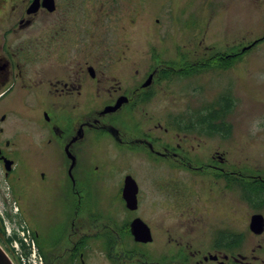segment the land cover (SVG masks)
Segmentation results:
<instances>
[{
  "label": "flooded vegetation",
  "instance_id": "af4514ba",
  "mask_svg": "<svg viewBox=\"0 0 264 264\" xmlns=\"http://www.w3.org/2000/svg\"><path fill=\"white\" fill-rule=\"evenodd\" d=\"M145 1L139 0V3L144 4ZM166 2L173 5L172 0H160L159 15L154 14L161 16L157 21L155 18L156 24L163 21L162 15L175 23V28L162 40L170 43L169 50H160L150 44L151 62L143 79L136 83L134 77L135 83L128 85L119 81L118 85L114 83L101 93L105 88L101 86L102 68H96L83 59L73 66L71 60L72 54L87 56L88 42H102L104 37L101 31L96 32L99 22L90 20L88 23L86 7L87 20L83 5L75 7L72 0H0V37L3 39L0 50V229H6V218H21L19 225L13 228L17 229L24 223L31 228L30 217L42 212L47 217H62L59 227L50 225L48 228H60L51 232L50 240L53 242L47 243L48 248L41 236L34 232L45 264L249 263L242 252L247 233L235 232L225 224L218 226L215 223L208 229L193 226L157 229L143 205L144 188L142 191L138 178L124 164L127 157L120 153L123 149V154L135 157L146 168L143 181L155 184L158 195L168 196L169 186L177 187L183 195L186 180L190 178L203 184L197 189L198 209L201 203L207 209L211 206L220 210L219 217L232 214L234 201L230 197L232 188L228 181L241 179L251 183L257 179L256 185L264 183L263 173H254L257 178L249 175L248 179L252 181L235 177V168L227 160V148L232 137L230 114L210 111L215 108L216 97L199 105L187 103L186 108H181L177 104L184 88L181 85L171 88V84L181 79L196 78L197 85L195 83L186 89L190 92L188 96L195 99L196 94L203 91L199 85L200 75L214 73L217 67L226 69L234 60L238 62L246 50L262 43L264 33L254 41L229 51H201L195 42L205 40L211 27L216 25L209 24L211 11L207 16L205 12L202 19L196 18L198 22L209 24L208 32L203 35L200 31L199 37L187 38L183 23L174 22V16L166 12ZM117 5L114 3L112 8H117ZM171 7L179 10L174 5ZM127 9L135 11L136 0H129ZM134 11L131 12L133 16ZM179 11L185 17L188 12H200L189 7L188 3ZM40 14L53 15L55 31L49 39L50 48L41 49L45 36L37 34L33 47H19L15 52L7 49L9 35L17 28L33 25ZM73 14L76 15L75 20ZM134 18L130 17L132 23H135ZM94 26L97 27L93 29ZM228 37L226 35L223 40ZM73 41L76 42L73 44ZM52 51L59 54V61L52 63L46 60ZM95 52L99 51L92 50ZM167 52H171V56H165ZM125 66L135 74L140 71L138 68L132 70L129 62ZM105 92L108 98H104ZM160 92L172 97L177 95L171 98L176 104L162 113L153 110L142 118L139 111L154 102ZM213 102L214 106L211 105ZM99 103L101 108L87 109ZM215 138L224 142L223 154L217 155L215 150H211L209 142ZM55 146L61 158L56 170L53 166L41 167L37 160L40 154L42 158L52 159ZM112 146L115 153L105 158L103 150ZM108 162L123 179L115 199L107 202L110 208L114 202L122 204L121 215L117 214L115 224L110 219L113 218L111 212L98 206L100 200L106 201L105 182H102L106 178L102 171ZM128 178H132L137 186L135 208L128 205L124 195ZM236 198L256 209L264 207L258 200L261 197ZM141 207L149 218L139 214ZM106 218L112 224L104 223ZM138 218L148 226L150 234L147 241L138 239L134 233L133 222ZM252 232L255 235L263 233Z\"/></svg>",
  "mask_w": 264,
  "mask_h": 264
},
{
  "label": "rangeland",
  "instance_id": "374dc122",
  "mask_svg": "<svg viewBox=\"0 0 264 264\" xmlns=\"http://www.w3.org/2000/svg\"><path fill=\"white\" fill-rule=\"evenodd\" d=\"M72 1L75 7L80 8L83 5V12H86L85 20H87V10L85 7L88 9V23L91 21L99 22V28L96 32L100 33L101 31L104 35L102 42L100 40L88 42L89 47L87 49L89 51L87 56L82 57L83 54L80 56V53H77L76 56L72 54L71 57L73 66L76 65L77 61L83 59L96 68H102L103 72L100 74L102 78L101 86L105 88L102 89L101 93L114 83L118 85L119 81L126 85L141 81L144 72L151 62L148 52V49L151 48L150 44L156 45L160 50H169L167 47L170 43H164L162 40L166 39V35L169 34L171 29L175 28V23L167 21L166 15H162V22L155 23V18L157 17L155 14H158V3L160 0H146L144 4L136 0L135 11L134 9H127L129 0H118V2L116 0ZM172 2L175 8H179V10L186 3L189 4V7L200 10L199 13L188 12L189 15L185 17L183 12L174 10L171 7L173 6L172 3L166 2V12L174 16V22L183 23L182 26L187 32V38L193 37L194 39L195 36L199 37L200 31H203V35H205L209 30V24L216 23L214 28L211 27L205 40L195 42L197 49L201 51L207 49L210 51L214 49L217 51H229V49H233L236 46L239 48L240 45H244L246 42L250 43L254 41L264 33V0H172ZM114 3L118 4V9L116 7L112 8ZM80 4L82 5L80 6ZM95 5L98 6V11ZM149 5H152L151 8ZM102 7L103 10H101ZM132 11H134V16L131 14ZM210 11L209 24H204L202 21L198 22V19H196L198 16L202 19L205 12H207V16ZM130 17H135V23L131 22ZM72 18L75 20L76 15L73 14ZM160 18L161 16L157 17L156 21ZM96 27L94 26L93 29ZM0 30H2L1 26ZM54 31L53 15L40 14V16L36 17L33 25L17 28L9 35L7 49L15 52L19 47L31 48L35 44V35L40 34L42 37L45 36L41 43L44 46L41 49L47 50L50 48L48 47L50 43L49 39H51ZM226 35L229 37L223 40V37H226ZM2 40L0 37V50L2 48ZM75 42L73 41L72 43L74 44ZM127 45H129V48ZM94 47L99 52L92 53V50H95ZM73 49H76V46ZM100 50L104 51V53ZM246 51L242 55V58L238 62L232 63L230 67L228 66L226 69L225 67H217L214 73L200 75L199 85L202 86L203 91L196 94L195 99H191L192 96H188L190 92L186 89L195 83L197 85L198 81L196 78L181 79L178 83L171 84V88H176L180 85L184 88V93L177 104H180L181 108H186L187 103L199 105L205 100L214 97H216V102L218 103L224 102V98L229 97V95L234 98L235 105L229 112L230 116L228 117L232 126V130L229 128L232 137L230 147L227 148V160L229 165L235 168V170L232 168L235 177L241 176L246 181H252V179H248L250 178L249 175L257 178L254 173L264 174V40L262 43L256 44ZM164 55L171 56V52H167ZM193 57L191 56V58ZM118 59L121 62H118ZM46 60L52 63L59 61V54L52 51ZM128 62L132 70L138 68L140 71L135 74L133 71L128 70V66H125ZM30 65H34V63H30ZM69 65H71V61ZM184 75L182 74V76ZM90 80L89 83H91ZM166 91L168 92L167 89ZM103 96L104 98L109 97L107 92ZM175 97L177 95L172 97L170 94L165 95V93L162 94L160 92L154 102L139 111V115L144 118L153 110L156 113H162L166 111V108L172 107L173 103L176 104L175 100L171 99ZM211 105L214 106L215 102L211 103ZM95 107L101 108V104L99 103L96 106L90 105L87 109L90 111ZM216 110L214 108L210 111L217 113ZM219 129L222 128L219 127ZM218 139L211 140L209 146L212 147L211 150L216 151L217 155H220L225 152L226 146L224 147V142ZM204 147L205 145L202 144L203 149ZM52 150H54L51 156L52 159L42 158L40 154L37 160L41 167L46 166L50 168L53 166L56 170V165H58L59 161L61 162L60 151L57 146L53 147ZM122 151L124 150L121 149V155L127 157L124 160V164L128 166V171L138 178L142 191L144 188L143 205L147 209L148 214H150L157 229H183V227L186 229L188 226H193L197 229H208L210 226L214 227L215 223H218V226L225 224L230 226L235 232L247 233L242 252L243 258L246 256L245 260L249 262L248 264H264V231L261 235H255L249 227L254 213L259 212L264 216V207L256 209L248 203L238 201L236 198L240 199L243 196H247L250 199H256V197L258 198L262 195V191L260 194L257 193L260 186L256 185L257 188H255L253 185H250V182L246 183L241 179H231L228 181L230 183L229 187L232 188V196L230 197L234 201L231 210L232 214L228 217H219L218 213L220 210L213 209L211 206L207 209L201 203L200 210L198 209L199 203L197 202V197L199 192H197V189L202 187L203 184H199L198 181L190 178L186 180L183 195L180 194L177 187L173 186H169L168 196L158 195L155 191V184L147 180L143 181V171L146 168L141 166L135 157L126 156ZM114 153L115 151H113L112 146V148H105L102 155L104 154V157L107 158V156ZM109 163L111 162L106 163L107 166L102 171L106 178L102 181L105 182L103 183V190L106 192L104 196L106 201L102 200L101 202L100 200L98 206H102V209L106 212H111L113 218L110 219L115 224V220L116 222L118 220V215H121L119 212H122V204L114 202V205L110 208L108 201L115 199L114 197L119 192L123 179H120L119 172L115 171L112 168V164ZM247 201L250 202L249 200ZM147 212L143 207L139 210V214L144 217L149 216ZM42 213L30 217L31 228L29 229L32 232H37L46 242L44 246L48 248L49 243L53 242L50 240V234L52 231L56 232L57 229H60L58 228L60 226L59 223L63 221V218L54 215L47 217ZM20 220L21 218L18 217H15L13 220L6 218L8 228L10 227L11 229H7L6 226V229H3L6 234H0V245L10 254L15 264L22 263L10 245V237H8L7 231H16L13 228L19 225ZM162 222L163 224L160 225ZM104 223L112 224L108 218L105 219ZM50 225H53L52 227L57 225L58 227L48 229Z\"/></svg>",
  "mask_w": 264,
  "mask_h": 264
},
{
  "label": "water",
  "instance_id": "95a60500",
  "mask_svg": "<svg viewBox=\"0 0 264 264\" xmlns=\"http://www.w3.org/2000/svg\"><path fill=\"white\" fill-rule=\"evenodd\" d=\"M137 186L135 181L132 178H128L127 185L125 188V198L127 200L128 205L131 208H135L137 206L136 199ZM134 233L136 234L138 239L147 241L149 240V229L148 226L141 220L136 219L133 222ZM250 229L255 233H262L264 231V216L260 213H256L251 218ZM0 264H15L6 250L0 245Z\"/></svg>",
  "mask_w": 264,
  "mask_h": 264
},
{
  "label": "built area",
  "instance_id": "2783aa9c",
  "mask_svg": "<svg viewBox=\"0 0 264 264\" xmlns=\"http://www.w3.org/2000/svg\"><path fill=\"white\" fill-rule=\"evenodd\" d=\"M7 229L11 228L7 225ZM7 232L9 237H13L10 245L22 264H45L32 231L25 224L20 225L16 231ZM14 234L17 235L15 238Z\"/></svg>",
  "mask_w": 264,
  "mask_h": 264
},
{
  "label": "trees",
  "instance_id": "16d2710c",
  "mask_svg": "<svg viewBox=\"0 0 264 264\" xmlns=\"http://www.w3.org/2000/svg\"><path fill=\"white\" fill-rule=\"evenodd\" d=\"M236 62V60H234L232 63ZM235 105V101H234V98L230 95L229 97H226L224 98V102H221V103H216V106H215V109L217 113H228L231 111L232 107ZM259 182V180H254V182H251L250 185H253L255 188L256 187V183ZM262 191V195L259 196L258 200H261V202L263 203V206H264V183L261 184L260 187H258V190H257V193L260 194V192ZM250 199V197H248ZM3 233V234H6L5 230L3 229H0V234ZM14 236H17L16 234ZM11 237L9 238V241H11ZM47 264V263H46Z\"/></svg>",
  "mask_w": 264,
  "mask_h": 264
}]
</instances>
